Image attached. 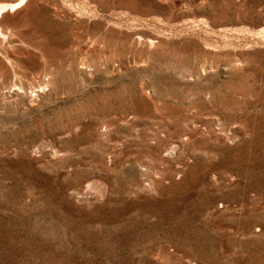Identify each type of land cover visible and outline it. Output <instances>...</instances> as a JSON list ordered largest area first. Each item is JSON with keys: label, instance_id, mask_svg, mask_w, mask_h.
<instances>
[{"label": "rangeland", "instance_id": "1", "mask_svg": "<svg viewBox=\"0 0 264 264\" xmlns=\"http://www.w3.org/2000/svg\"><path fill=\"white\" fill-rule=\"evenodd\" d=\"M0 7V264H264V0Z\"/></svg>", "mask_w": 264, "mask_h": 264}, {"label": "bare ground", "instance_id": "2", "mask_svg": "<svg viewBox=\"0 0 264 264\" xmlns=\"http://www.w3.org/2000/svg\"><path fill=\"white\" fill-rule=\"evenodd\" d=\"M2 7H0V10H1ZM3 12V11H2ZM0 15H1V11H0ZM1 35V34H0Z\"/></svg>", "mask_w": 264, "mask_h": 264}]
</instances>
